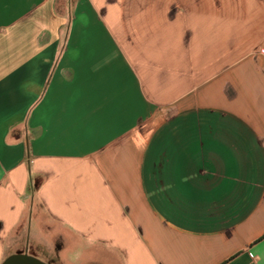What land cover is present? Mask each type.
Returning a JSON list of instances; mask_svg holds the SVG:
<instances>
[{"label":"crops","instance_id":"1","mask_svg":"<svg viewBox=\"0 0 264 264\" xmlns=\"http://www.w3.org/2000/svg\"><path fill=\"white\" fill-rule=\"evenodd\" d=\"M263 40L264 0H0V264H264Z\"/></svg>","mask_w":264,"mask_h":264},{"label":"water","instance_id":"2","mask_svg":"<svg viewBox=\"0 0 264 264\" xmlns=\"http://www.w3.org/2000/svg\"><path fill=\"white\" fill-rule=\"evenodd\" d=\"M1 264H48L35 257L29 256L28 254H17L11 255Z\"/></svg>","mask_w":264,"mask_h":264},{"label":"rangeland","instance_id":"3","mask_svg":"<svg viewBox=\"0 0 264 264\" xmlns=\"http://www.w3.org/2000/svg\"><path fill=\"white\" fill-rule=\"evenodd\" d=\"M76 253L75 252H71V251H69L67 254H66V258L71 262H73L74 263V255H75ZM75 264V263H74Z\"/></svg>","mask_w":264,"mask_h":264},{"label":"built area","instance_id":"4","mask_svg":"<svg viewBox=\"0 0 264 264\" xmlns=\"http://www.w3.org/2000/svg\"><path fill=\"white\" fill-rule=\"evenodd\" d=\"M261 53L264 55V40H263V42H262V46H261Z\"/></svg>","mask_w":264,"mask_h":264}]
</instances>
